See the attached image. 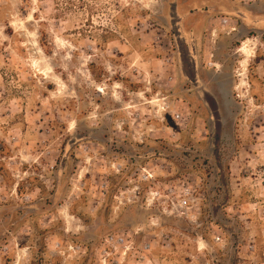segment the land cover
Segmentation results:
<instances>
[{
	"label": "rangeland",
	"instance_id": "obj_1",
	"mask_svg": "<svg viewBox=\"0 0 264 264\" xmlns=\"http://www.w3.org/2000/svg\"><path fill=\"white\" fill-rule=\"evenodd\" d=\"M0 264H264V0H0Z\"/></svg>",
	"mask_w": 264,
	"mask_h": 264
},
{
	"label": "crops",
	"instance_id": "obj_2",
	"mask_svg": "<svg viewBox=\"0 0 264 264\" xmlns=\"http://www.w3.org/2000/svg\"><path fill=\"white\" fill-rule=\"evenodd\" d=\"M253 16H255V15H253ZM224 19H227L228 21H229V25L228 26H223V24H222V21L224 20ZM242 19H243V21H242V24L244 25L243 26V28H244V30H245V32H248V31H250L251 29H253L254 31H259V29L262 27V26H260V25H257L256 23H257V20L256 19H258V18H255V17H249V13L247 14V15H243L242 16ZM247 19V23H246V25H245V20ZM230 19H228V18H221L220 19V24H221V26L223 27V28H229L230 29V32H228L227 33V35H233V34H235V33H237L238 32V30H239V27H238V20L237 21H233V22H235V26H232V24H230ZM256 24V25H255ZM253 25H255V26H253ZM244 32V31H243ZM235 35H237V34H235Z\"/></svg>",
	"mask_w": 264,
	"mask_h": 264
},
{
	"label": "built area",
	"instance_id": "obj_3",
	"mask_svg": "<svg viewBox=\"0 0 264 264\" xmlns=\"http://www.w3.org/2000/svg\"><path fill=\"white\" fill-rule=\"evenodd\" d=\"M222 24H223V26H228V25H229V21H228L227 19H224V20L222 21ZM145 178H146L147 181H149V180L153 179V176H151L150 174H148V175L145 176ZM187 193H188V195H189L190 191L187 190ZM188 201H189V200H184L183 203H182V206H181V207H182V208H187V207H189V202H188ZM114 240H115V238H111V239H110L111 242H114ZM121 241H123V240L121 239ZM56 247H57V248H60V247H61V244L58 243ZM70 250H72V251H74L75 253H77L78 251H81V248H79V247H77V248H75V247H71ZM126 255H127V253H126Z\"/></svg>",
	"mask_w": 264,
	"mask_h": 264
},
{
	"label": "bare ground",
	"instance_id": "obj_4",
	"mask_svg": "<svg viewBox=\"0 0 264 264\" xmlns=\"http://www.w3.org/2000/svg\"><path fill=\"white\" fill-rule=\"evenodd\" d=\"M250 47V46H249ZM247 49V48H246ZM248 53V52H247ZM243 56V55H242ZM250 59V58H249ZM249 62V61H248ZM248 64V63H247ZM245 81V80H244Z\"/></svg>",
	"mask_w": 264,
	"mask_h": 264
}]
</instances>
